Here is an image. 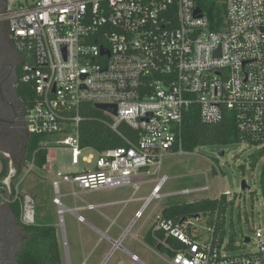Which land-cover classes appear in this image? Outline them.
<instances>
[{"label":"built area","instance_id":"built-area-1","mask_svg":"<svg viewBox=\"0 0 264 264\" xmlns=\"http://www.w3.org/2000/svg\"><path fill=\"white\" fill-rule=\"evenodd\" d=\"M0 23L23 58L19 83L33 92L24 124L29 136L43 138L44 167L51 169L57 148L70 152L71 166L79 165L82 103L115 105L116 116L104 112L111 129L125 123L137 132L136 143L85 158L92 169L56 172L52 204L60 223L64 197L82 201L83 193L128 186L138 192L165 156L187 155L181 132L192 108L205 124L234 112L244 143L264 147V0H8ZM168 179L153 181L133 221L153 201L209 190L164 194ZM2 182L0 203L18 204L20 222L32 225L33 205H23L17 186L7 192ZM61 185L70 193L62 194ZM96 208L70 211L83 222L78 211ZM192 221L162 215L153 221V240L171 253L170 261L160 256L167 264H264V227H253L248 243L241 237L240 246L253 241V250L230 255L215 223L201 230Z\"/></svg>","mask_w":264,"mask_h":264},{"label":"rangeland","instance_id":"rangeland-1","mask_svg":"<svg viewBox=\"0 0 264 264\" xmlns=\"http://www.w3.org/2000/svg\"><path fill=\"white\" fill-rule=\"evenodd\" d=\"M4 40L7 42L5 35ZM46 140L51 139L47 138ZM52 147H55V145H52ZM257 149L241 142L231 145L201 147L187 155H168L162 159L161 167L156 174H153L155 169H151L150 174L144 176L146 183L138 192L135 191L133 186H128L126 189L120 188L114 193L120 196L125 194L128 196L135 194V197L147 196L154 186L153 181L163 175L169 178L162 189L164 194L179 192L185 188H202L208 185L209 190L207 192L197 195L185 198H165L157 206V202L153 201L143 210L142 218L134 224V230L150 212L153 214V221L166 206L189 200L214 199L221 194L228 193L229 195L226 197L228 202L223 213L224 243L228 245L230 232H233L235 234L234 249L230 250L229 254H241L255 248L253 241L245 248H242L240 246L241 237L252 239L253 227L259 225L264 227V202L259 188L262 163L260 162L252 170L248 162L249 156ZM52 153L51 169L47 167L37 168L25 162L20 169L16 170L13 177L9 178L11 182L10 189L4 186L7 192H11L14 185L17 186L23 205H33V224L51 225L56 228L64 264L85 263V255L79 241V231L74 223L75 221L70 218V215L64 214L63 221L60 223L57 211L54 210L55 208L51 203L53 193L50 185L58 171L69 173L79 172L82 169H92L93 165L88 164L84 159L94 153L89 149H82L78 166H71L70 152L67 150L57 148ZM242 181L246 185L244 191L241 189ZM67 191H69V186L61 185V193L66 194ZM70 201L63 199V203L66 206H72V201ZM192 222L198 229L205 230L207 227L205 220L202 218ZM138 247L141 248L142 246L138 245ZM65 252H67L66 257ZM146 252L154 261L151 264H167L163 259L170 261V256L166 252H159L154 249L153 251L146 250ZM137 254L140 256L139 253ZM115 256L111 257L107 264L114 263Z\"/></svg>","mask_w":264,"mask_h":264},{"label":"trees","instance_id":"trees-1","mask_svg":"<svg viewBox=\"0 0 264 264\" xmlns=\"http://www.w3.org/2000/svg\"><path fill=\"white\" fill-rule=\"evenodd\" d=\"M203 6V3H201ZM23 91V92H22ZM20 93L24 96L25 104L33 96L32 90L28 86L20 84ZM79 115L81 122L79 125V144L81 149H89L93 153H102L107 150L122 148L128 146L126 141L137 142V132L125 123H120L116 131L111 129L112 119L102 111H98L91 103H82L79 106ZM182 148L184 152L192 153L195 149L215 145H231L244 142L240 132L237 129L235 113L226 111L223 119L216 124L202 123L198 117L195 108H192L184 115L182 132ZM43 141L42 137L29 136L24 160L32 162L37 168H42L46 164V151L40 149L39 145ZM258 148L249 156V166L252 170L261 162L259 188L264 202V147L250 144ZM7 173V166L3 162L0 171L1 182ZM13 213L16 224L21 232L23 239L16 252L17 264H63L62 251L58 240L57 230L51 225H24L20 222V209L18 204L7 206ZM226 208V196L220 195L218 199H204L190 203H178L166 207L162 211V217L171 219L174 222L190 220L193 217L205 219L208 226L216 224V232L220 233L221 240L225 233L223 228V213ZM218 215L216 221L215 215ZM221 219V220H220ZM160 239H164L163 234H159ZM145 242L151 248L157 245L151 239V234L145 237ZM235 243V234L230 232L228 249L233 250ZM174 248H180V245L171 240ZM162 248V247H161Z\"/></svg>","mask_w":264,"mask_h":264},{"label":"crops","instance_id":"crops-1","mask_svg":"<svg viewBox=\"0 0 264 264\" xmlns=\"http://www.w3.org/2000/svg\"><path fill=\"white\" fill-rule=\"evenodd\" d=\"M123 188L126 189V187ZM119 189L83 193L80 194V198L82 199V201L73 199L70 196H66L63 198L67 199L68 202L70 200L72 201V206H66L64 203L63 204L65 206V214L70 215V218L75 221L74 223L79 231V241L81 247L83 248V254L85 255V263L81 264H103V261L109 254L110 255L108 256V259L104 264H107V261L115 255V260L112 264H151L154 263V261L147 255L146 250L153 251V249L159 252H166L171 257V253L162 246L157 245L152 236L151 239L153 240V242L157 246H160L159 250L156 249L157 246L155 248H151L145 242V237L148 235V233H150L152 223L155 220L154 219L152 221V212L147 214L141 224L134 230V224L139 220L138 219L136 221H133L134 215L141 208L142 204L138 200L147 197L149 194L143 197H135V194L131 196H128L127 194L120 196L114 193ZM73 190L75 192H78L77 188ZM70 191L71 188L69 187V191H67L65 195L70 193ZM185 197L188 196H182L180 198ZM219 197L214 199H218ZM131 198H133L134 200L130 201ZM204 199L208 198H203L200 200H189L182 203H190L201 201ZM156 202L157 206L161 201ZM88 204L97 207L96 210H79L78 214L84 218V221L78 222L76 217L70 210H73L75 208H83ZM166 207H164L163 210ZM163 210H161L159 215H162ZM200 219L201 218L199 217V220ZM70 229L72 228L70 227ZM115 243H117L116 246H114ZM138 245H141L143 248H139ZM169 245L173 247V244H171V242L169 243ZM110 248L111 250H109ZM116 250H118L119 253H117L118 251ZM137 253H139L140 256ZM66 254L67 252H65V256Z\"/></svg>","mask_w":264,"mask_h":264},{"label":"flooded vegetation","instance_id":"flooded-vegetation-1","mask_svg":"<svg viewBox=\"0 0 264 264\" xmlns=\"http://www.w3.org/2000/svg\"><path fill=\"white\" fill-rule=\"evenodd\" d=\"M8 0H0L2 12ZM3 35L7 39V60L0 65V171L3 162L7 170L20 169L29 135L24 126L25 99L20 93L21 55L11 44L5 25ZM23 92V91H22ZM12 174L14 170L10 171ZM13 177V176H12ZM11 184V182H10ZM23 239L16 219L8 207L0 206V264H16V252Z\"/></svg>","mask_w":264,"mask_h":264},{"label":"water","instance_id":"water-1","mask_svg":"<svg viewBox=\"0 0 264 264\" xmlns=\"http://www.w3.org/2000/svg\"><path fill=\"white\" fill-rule=\"evenodd\" d=\"M197 12L198 11H196V13ZM0 13H4V10L2 12H0ZM2 25H3V23H0V65L1 64H4L6 62V60H7V46H8L7 42L4 40L3 26ZM22 60H23V58L21 57V61ZM94 108L96 110H98V111H102V112L108 113V114L113 115V116H116V114H117V108H116L115 105L95 104L94 105ZM24 126H25V124H24ZM25 130H26V133H27L26 126H25ZM12 170H14L13 174L10 172ZM16 170L17 169H12V167H10V169H8V171H7V174H6V177H5V182H4V185L6 186L7 189H10V181H9V178L16 173ZM241 189L243 191L246 189V185H245V183L243 181L241 183ZM0 206L1 207H4V208L7 207V205L4 202H1L0 203ZM198 218L199 217L196 216V217H193L192 219L193 220H196ZM170 242H171L170 239H167L166 243L169 244ZM245 242L248 243L249 242V238H245ZM116 244L117 243H115L114 246H116ZM156 249L159 250L160 249V246H157ZM108 256L103 261V264L108 259ZM15 263L17 264L16 260H15Z\"/></svg>","mask_w":264,"mask_h":264}]
</instances>
